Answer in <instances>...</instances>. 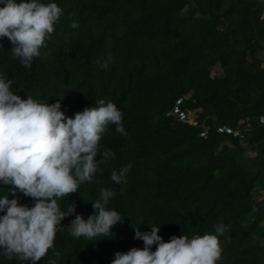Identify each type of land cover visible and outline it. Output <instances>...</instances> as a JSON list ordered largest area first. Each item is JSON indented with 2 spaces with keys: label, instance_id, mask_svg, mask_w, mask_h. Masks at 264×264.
I'll list each match as a JSON object with an SVG mask.
<instances>
[{
  "label": "trees",
  "instance_id": "16d2710c",
  "mask_svg": "<svg viewBox=\"0 0 264 264\" xmlns=\"http://www.w3.org/2000/svg\"><path fill=\"white\" fill-rule=\"evenodd\" d=\"M42 2L62 10L47 46L25 67L0 38V74L22 99L59 101L66 117L111 101L127 135L108 126L101 153L110 149L114 159L57 201L75 213L61 221L54 248L37 264H111L118 251L143 249L137 229L159 226L168 242L215 234L221 222L231 230L219 237L216 264H264V0ZM179 97L196 123L168 114ZM218 124L240 125L243 138L217 132ZM129 164L127 183L112 182V171ZM13 187L0 182V198L34 205ZM102 188L115 192L107 208L122 223L107 237H73L71 221L94 214ZM0 264L31 262L0 254Z\"/></svg>",
  "mask_w": 264,
  "mask_h": 264
},
{
  "label": "clouds",
  "instance_id": "9594fccd",
  "mask_svg": "<svg viewBox=\"0 0 264 264\" xmlns=\"http://www.w3.org/2000/svg\"><path fill=\"white\" fill-rule=\"evenodd\" d=\"M0 5V38L11 42V51L22 65L31 67L41 48L47 46L45 41L54 32L62 10L56 3L42 0H0ZM71 27L78 24L73 22ZM110 62L111 57L101 66L106 68ZM12 83L0 74V182L13 185V195L18 190L34 205L0 198V212L4 213L0 215V254L9 260L37 264L54 248L56 233L64 230L61 221L75 213V206L62 211L57 201L91 182L98 165L114 159L110 149L101 153L100 140L108 126L115 125L125 136L127 133L122 112L111 101L101 99L97 106L86 107L74 118L66 117L59 101L49 105L31 96L22 99L11 90ZM130 169L131 164L113 170L112 182L127 183ZM114 196V191L102 188L99 199L91 203L94 214L87 219L77 214L71 221V235L89 240L107 237L122 223L120 214L107 208ZM150 227V232H135V238L144 242L143 249L118 251L111 264H216L222 253L219 237L231 230L221 222L215 225V234L172 236L165 242L158 234L159 226ZM253 239L258 237L253 235Z\"/></svg>",
  "mask_w": 264,
  "mask_h": 264
},
{
  "label": "built area",
  "instance_id": "2783aa9c",
  "mask_svg": "<svg viewBox=\"0 0 264 264\" xmlns=\"http://www.w3.org/2000/svg\"><path fill=\"white\" fill-rule=\"evenodd\" d=\"M185 97H179L174 104V106L169 110V115H175L178 117L179 120L183 122H189V123H196V120L193 116L190 115V112H188L187 109L182 107L183 100ZM248 127H251V123L249 122ZM216 130L219 133H226V134H232L234 136H239L243 138V129L240 125L238 126H231L228 124H218L216 125ZM209 131V126L203 124V129L200 131V135L202 137H207Z\"/></svg>",
  "mask_w": 264,
  "mask_h": 264
},
{
  "label": "rangeland",
  "instance_id": "374dc122",
  "mask_svg": "<svg viewBox=\"0 0 264 264\" xmlns=\"http://www.w3.org/2000/svg\"><path fill=\"white\" fill-rule=\"evenodd\" d=\"M263 57H264V53H262ZM215 73V72H214ZM257 198L260 197V193L256 192Z\"/></svg>",
  "mask_w": 264,
  "mask_h": 264
},
{
  "label": "crops",
  "instance_id": "0c3cea01",
  "mask_svg": "<svg viewBox=\"0 0 264 264\" xmlns=\"http://www.w3.org/2000/svg\"><path fill=\"white\" fill-rule=\"evenodd\" d=\"M262 117H264V115Z\"/></svg>",
  "mask_w": 264,
  "mask_h": 264
}]
</instances>
